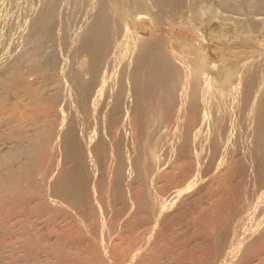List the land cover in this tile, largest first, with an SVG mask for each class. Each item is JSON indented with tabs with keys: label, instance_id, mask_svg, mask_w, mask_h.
<instances>
[{
	"label": "rangeland",
	"instance_id": "rangeland-1",
	"mask_svg": "<svg viewBox=\"0 0 264 264\" xmlns=\"http://www.w3.org/2000/svg\"><path fill=\"white\" fill-rule=\"evenodd\" d=\"M101 1L108 3L110 9L106 10V13L113 15L114 23L105 34L108 37L107 42L100 43L93 48L101 56L98 54L94 56L90 42L94 40L98 43L99 39L95 36L89 37L90 31L87 27L90 26L89 22L93 20V15L97 13L98 4ZM0 7V24L2 25H0V151L4 152L8 149L2 143L13 141V136L16 137L15 133L18 131L23 133L20 134L22 137L19 136V139L17 137L18 141L22 139L20 140L22 144L28 143L25 138L28 134H33L37 127H53L54 135L56 131H62L58 133L59 135H55L58 138L52 135V138L45 140V142L53 140L50 145H54L51 147L49 141L47 143L49 151L43 155L45 162L41 170L45 169L42 170L45 181L38 178L35 181L30 180L31 178L23 181L24 186L28 184L27 189L20 187L19 194L18 190H15L17 192L13 196L9 195L8 202L5 201L0 206L1 213L4 208L6 209L7 204L9 205L5 210L9 211H3L1 213L3 216L0 217L2 219L0 224L3 226L0 225L2 227H0V248L4 251L0 249L3 253L1 257L6 254L8 256V253L10 255V246L16 239L17 244L19 243L18 245L22 247L17 245L18 251L23 249L21 252H16L20 258L17 256L18 261L15 263L9 262L8 258L4 260L0 258V264H21V262L29 264H117L118 259L120 260L118 264L120 262L130 264L128 260L122 262V255L118 254H123L127 245L135 241L140 242L135 243L136 247L140 248V251L136 248L140 254H136L138 264H264V0H0ZM145 39L148 41L161 39L163 49L166 52L172 49L176 54L179 53L176 56L173 51L177 59L179 57H181L180 60L184 59L181 60L182 64L185 61L187 65H184L189 67L190 71L193 70L191 74L197 71L202 74L200 75L202 83L204 79L208 80V83L205 81L204 86L205 82L197 83L198 87L203 86L201 90L204 91L205 88L207 90L204 93L199 91L201 99L199 98L197 104L193 103L194 107L191 99H188L190 98L188 94L191 97L193 94L195 86L193 83L188 84L190 87L186 84V89L191 88L187 92V101H190L191 105L187 103V106L183 107L182 101L178 98L174 99L169 107L167 104L163 105L161 99L164 90L167 86V89L170 88V79L174 78L169 77L174 75L172 67L169 66L171 60L166 56H164L165 59L160 56L164 53L159 49L158 43L151 42L150 44L153 47L157 46L159 55L154 51L156 49H147L139 53V41ZM132 41H137V44L131 45ZM129 49H132L133 53L128 52ZM126 53L129 54L126 55ZM165 60L169 65L164 62ZM180 60L178 59L181 64ZM230 65L236 69L234 72L236 75L228 80L224 76L225 70ZM82 69L87 73L84 72L82 75L80 72ZM189 70L187 69L188 73H190ZM80 75L85 79L79 77ZM92 76L95 77L92 78ZM104 77L108 84L103 79ZM97 79H99L98 83ZM85 81L88 82L85 84ZM162 81L167 82L166 87L162 86L164 85ZM237 85L239 90L236 89ZM52 87L60 91H51L55 89ZM97 88L103 91L101 97ZM94 90L97 92L94 93ZM55 93L57 95L59 93L58 99ZM208 93L210 96L206 97ZM202 99H204L203 102L206 101L204 105H209L205 108L209 109L213 116L210 117L204 130L199 133L200 136L196 138L198 141L193 149L195 155L198 156L197 163L200 171L192 181L193 184L189 185V187L192 186L191 188L188 187L187 191L178 195L177 198L171 197L168 191L170 193V188L178 183L174 179L178 171L174 168H177L174 163L177 162L176 141H179L180 137L177 136L179 129L170 125L168 113L172 112L174 105V109L180 105L182 107H178L179 109L187 108L188 112L196 109L199 112L204 108ZM91 100L95 105H91L94 106L93 108L89 106L92 104ZM98 100L101 101L99 104ZM36 101L39 103L37 104ZM170 106L173 108L169 112ZM44 107H48L49 110ZM162 111H166L167 117L163 116ZM157 112L160 116L156 117ZM224 115H229L228 122H225L229 129L224 127L226 130L222 127L220 129L218 120L215 121ZM77 140L80 141L77 142ZM102 141L104 143H101ZM168 151L175 153L171 154ZM150 152L155 160L159 158V163L158 160L153 164L149 161ZM101 154L106 156L102 157ZM50 155L53 156L50 157ZM102 164L105 171L102 166H98ZM48 165L49 175L47 171L49 168L46 169ZM85 165L86 168H84ZM89 170L91 175L99 173L87 176ZM150 171H152V176ZM50 172H53V175ZM99 174L101 177L98 176ZM94 175L96 176L93 177ZM46 176H51L52 182L47 181ZM98 178L103 180L99 179V183ZM36 180L41 182L38 183ZM32 182H35L34 186ZM45 182L48 190L45 189L47 188ZM102 183L103 187L107 186L104 190ZM39 184L40 188L37 186ZM167 184L173 185L168 186ZM168 187H170L169 190ZM93 188L95 190L92 193ZM23 189L26 193L22 191ZM41 189L47 194L52 193L48 196L54 201L58 200L57 203L68 198V201H63L64 204L61 203L64 206L63 210L67 206L68 208L64 211L66 213L54 212L48 215L49 218L44 217L43 222L46 223L37 227L41 230L39 231L36 228L37 222L34 220L36 218L37 221V217L33 216V208L29 205L31 201L29 192L36 194V191L41 192ZM22 192L25 194L21 195ZM70 192L72 195L69 194ZM92 194L94 197L91 196ZM20 198L23 199L20 200ZM28 198L29 201H27ZM20 201L23 202L20 203ZM25 202H28L25 204L27 207L24 205ZM125 203L128 207L132 205L133 207L128 208ZM16 204L17 208H15ZM37 204L39 201L34 204L35 207ZM18 205L21 206L20 209ZM12 207L13 210H11ZM24 207H26L25 210ZM20 210L23 211L18 212V215L17 211ZM69 215L72 219L67 217ZM25 217L29 220L26 221ZM27 223L34 225V228L30 225L28 227ZM13 226L18 229H13ZM26 226L30 229L25 228ZM67 227L70 229H66ZM24 229H28L27 233ZM34 232L37 236L33 234ZM73 233L78 235L74 236ZM84 233L87 235L85 236ZM23 235L25 236L22 239H25L27 243L19 239ZM4 243L9 247L3 245ZM2 246H5L4 249Z\"/></svg>",
	"mask_w": 264,
	"mask_h": 264
},
{
	"label": "bare ground",
	"instance_id": "bare-ground-1",
	"mask_svg": "<svg viewBox=\"0 0 264 264\" xmlns=\"http://www.w3.org/2000/svg\"><path fill=\"white\" fill-rule=\"evenodd\" d=\"M6 2H8V1H6ZM11 2V1H10ZM12 3V2H11ZM3 4V3H2ZM5 4V3H4ZM18 5V4H17ZM99 9H98V11H97V13L95 14V16L93 15V20H91L89 23H90V26L89 27H87V28H89V31H90V36L89 37H91V36H95L96 38H98L99 39V41H98V43H95L94 42V40H91V42H90V44L92 45V50H93V48H95V47H97L98 46V44H100V43H106L107 42V40H108V37H107V35H105L106 33H107V31L109 30V29H111V24H113L114 23V20H113V15L111 16V15H109V14H107L106 13V10H108V9H110L109 8V5H108V3H106V2H100L99 4ZM21 6V5H20ZM5 7V6H4ZM18 7V6H17ZM16 7V8H17ZM96 7H97V5H96ZM1 8V7H0ZM11 8H12V6H11ZM10 9V8H9ZM15 9V8H14ZM95 11H96V9H95ZM109 11V10H108ZM90 15V14H89ZM6 16V15H5ZM7 16H8V14H7ZM6 16V17H7ZM91 16V15H90ZM1 19V18H0ZM1 21V20H0ZM2 22H3V20H2ZM34 23V22H33ZM89 23H87V25L89 24ZM4 24V23H3ZM1 25V24H0ZM2 26V25H1ZM112 27H113V25H112ZM1 28V27H0ZM188 30V29H187ZM86 31H87V29H86ZM125 31H126V29H125ZM82 32V31H81ZM188 32V31H187ZM85 33V32H84ZM180 33V32H179ZM182 33V32H181ZM184 34H185V32H183ZM190 33V32H189ZM83 34V33H82ZM86 34V33H85ZM196 35H197V33H196ZM86 36V35H85ZM187 37V36H186ZM81 38V37H80ZM137 38V37H136ZM188 38V37H187ZM73 39V38H72ZM82 39H83V36H82ZM82 39H80V40H82ZM140 40V39H139ZM191 40V39H190ZM79 41V40H78ZM77 41V42H78ZM84 41V40H83ZM155 41V40H154ZM154 41H148V40H141V41H139V53L141 52H143L144 50H147V49H156V50H154V51H156V53L158 52V50L159 49H161V52L162 53H164V55H160V56H163V58H164V56H166V58H170V60H171V63H170V65L166 62V60L164 61V62H166L169 66H171L172 67V69H173V72H174V75L173 76H169L170 78L171 77H174V78H172L174 81H172L171 82V80L172 79H170V83H169V85H171L170 86V88H168L167 89V87L165 86V84L167 83V82H165L164 83V81H162L163 82V84L164 85H162V86H165L166 88H165V90H164V95H163V97H162V103H163V105L164 104H167L168 105V107H169V105H172L173 103H172V101H174V99H176V98H178V100H181L182 101V106L183 107H186L187 105V103L188 104H190V101H187V96L189 95V97L190 98H188V99H191V103L193 104V103H196L197 104V101L198 100H200L201 98H200V93H199V91H203V90H201L202 88H201V86L200 87H198V85L199 84H197L198 82H201L202 81V78H200V75H202L201 73L199 74V73H197V71L196 72H194L193 74H191V72L193 71H190L189 70V67L187 68V66H185V65H187V64H185L186 62L184 61V64H182V61L181 60H184V59H181L180 60V58L181 57H179L178 59L180 60V62H181V64L179 63V61H178V59L176 58V56L179 54V53H177L176 54V52H175V50H170V52H166L165 51V49H163L164 47H162L161 46V43H162V41H161V39H159V40H156L155 42ZM130 42V41H129ZM151 42H153V43H158L160 46V48L158 49L157 48V46H155V47H153L150 43ZM185 42V41H184ZM88 43V42H87ZM86 43V44H87ZM132 44L131 45H133L134 43H136L137 44V41L136 42H131ZM82 44V43H81ZM130 44V43H129ZM83 45V44H82ZM81 45V47H83ZM88 45V44H87ZM125 45V44H124ZM155 45V44H154ZM85 46V45H84ZM77 47H80V46H77ZM86 47V46H85ZM89 47V46H88ZM127 47V46H126ZM125 47V48H126ZM129 48H130V46H128ZM135 47V46H134ZM153 47V48H152ZM162 47V48H161ZM135 48H137V47H135ZM135 48H132V49H134V50H136ZM73 49V48H72ZM82 49V48H81ZM84 49V48H83ZM85 49H87V48H85ZM131 49V50H132ZM130 49L129 50H127L128 52H131V53H133L132 51H131ZM87 51H88V49H87ZM175 52V54H176V56H175V54H174V52ZM126 52V51H125ZM138 52V51H137ZM150 52V51H149ZM95 53V55L94 56H96L97 54L98 55H100L101 56V54H99L98 53V51H94L93 50V54ZM130 53V54H131ZM160 53V52H159ZM93 54H92V56H93ZM119 54V53H118ZM117 54V55H118ZM125 54V53H124ZM127 54H129V53H126V55ZM158 54V53H157ZM132 55V54H131ZM159 55V54H158ZM52 56V55H51ZM55 56V55H54ZM57 56V55H56ZM91 56V57H92ZM99 56V57H100ZM133 56V55H132ZM148 56V55H147ZM180 56H181V54H180ZM128 57V56H127ZM126 57V58H127ZM131 57V56H130ZM97 57H95V59H96ZM122 58H124L123 56H122ZM175 58H176V60L178 61H176L175 60ZM92 59V58H91ZM94 59V63H95V60ZM160 59H161V57H160ZM165 59V58H164ZM93 60V59H92ZM120 60V59H119ZM123 60V59H122ZM126 60V59H125ZM162 60V59H161ZM168 60V59H167ZM127 61V60H126ZM131 61V60H130ZM139 61V60H138ZM50 62V61H49ZM54 62V59H53V61H52V63ZM57 62V61H56ZM61 61H59V63H60ZM63 62V61H62ZM70 62V61H69ZM164 62H163V64H164ZM169 62V61H168ZM58 63V64H59ZM76 63V62H75ZM129 63H131V62H129ZM128 63V64H129ZM137 63V62H136ZM136 63L134 64V67H135V65H136ZM49 64V63H48ZM63 64V63H62ZM93 64V63H92ZM127 64V63H126ZM133 64V63H132ZM139 64V63H138ZM60 65V64H59ZM70 65V64H69ZM74 65V64H73ZM95 65H96V63H95ZM167 65V66H168ZM64 66V65H63ZM93 66H94V64H93ZM92 66V67H93ZM130 67V65H127V67ZM83 67V66H82ZM97 67V66H96ZM132 67H133V65H132ZM61 68H62V66H61ZM60 68V69H61ZM70 68V67H69ZM72 68V67H71ZM88 68V67H87ZM47 69V68H46ZM59 69V68H58ZM58 69H56V70H58ZM59 69V70H60ZM66 69V68H65ZM91 69V68H90ZM126 69H128V68H126ZM138 69H139V66H138ZM168 69V68H167ZM187 69L189 70V72L190 73H188L187 72ZM191 69V68H190ZM58 70V71H59ZM70 70V69H69ZM80 70V69H79ZM82 70H83V72H82ZM80 72L82 73V75H83V73L84 72H86V71H84V69H82ZM87 70V69H86ZM162 70V69H161ZM235 70L236 69H234V67L233 66H228V68L225 70V76H224V78L226 77V79H228L229 80V78L231 79V77L233 76V75H236V74H234V72H235ZM71 71V70H70ZM88 71V70H87ZM90 71V70H89ZM132 71V70H131ZM134 71H135V69H134ZM160 71V70H159ZM195 71V70H194ZM57 72V71H56ZM67 72V71H66ZM128 72V71H127ZM171 72H172V70H171ZM58 73V72H57ZM62 73V72H61ZM74 73V72H73ZM87 73V72H86ZM237 73V72H236ZM72 74V73H71ZM129 74V73H128ZM168 74H170V73H168ZM94 75V74H93ZM125 75H127V74H125ZM133 75V74H132ZM165 75V74H164ZM164 75H163V77H164ZM249 75V74H248ZM76 77L78 76V75H75ZM103 76V75H102ZM102 76H101V79H102ZM244 76V75H243ZM53 77V76H52ZM74 77V76H73ZM79 77H82L81 75L79 76ZM91 77V76H90ZM95 76H92V78H94ZM98 77V76H97ZM106 77V76H105ZM105 77L103 78V79H105ZM165 77H167V76H165ZM203 77V76H202ZM210 77V76H209ZM60 78V77H59ZM62 78V77H61ZM83 78V77H82ZM81 78V79H82ZM125 78V77H124ZM203 78H205V77H203ZM65 79V78H64ZM83 79H85V78H83ZM100 79V80H101ZM106 79H107V77H106ZM106 79H105V81H106ZM162 79V78H161ZM233 79V78H232ZM62 80V79H61ZM78 80V79H77ZM76 80V81H77ZM91 80V79H90ZM98 80L99 79H97V83H98ZM135 80V79H134ZM84 81V80H83ZM105 81H103V83H105ZM207 82L208 80L206 79H204V82ZM216 81V80H215ZM66 82V81H65ZM80 82H82L81 80H80ZM88 82V81H87ZM86 81H85V84L87 83ZM102 82V81H101ZM101 82H99V83H101ZM107 82V81H106ZM203 82V83H204ZM206 82H205V84H203L202 82V84H203V86L204 85H206ZM249 82H250V80H249ZM55 83V82H54ZM93 83H94V80H93ZM93 83H91V84H93ZM130 83V82H129ZM189 83H193V84H195V86H194V90H193V94H191L192 95V97L190 96V94H188L187 92H189V90L191 89H186V84L188 85ZM208 83V82H207ZM218 83V82H217ZM226 83V82H225ZM239 83V82H238ZM51 84V83H50ZM63 84V83H62ZM107 84H108V82H107ZM249 84V83H248ZM248 84L246 85V86H248ZM58 85V84H57ZM60 85V84H59ZM58 85V86H59ZM79 85V84H78ZM101 85L102 86H104L102 83H101ZM160 85V86H161ZM174 85V86H173ZM218 85V84H217ZM61 86V85H60ZM99 86V84L97 85V87ZM102 86H100L101 88H102ZM189 87H190V85H188ZM191 86H192V84H191ZM202 86V87H203ZM214 86V85H213ZM28 87V86H27ZM62 87V86H61ZM75 87V86H74ZM80 87H81V85H80ZM87 88H88V86H86ZM85 87V88H86ZM100 87H99V89H100ZM136 87V86H135ZM188 87V88H189ZM206 87V86H205ZM237 87H238V85H237ZM52 88H55L54 90H51V91H55L56 92V90H58V89H56V87H52ZM84 88V87H83ZM96 88V87H95ZM104 88H106L105 86H104ZM103 88V89H104ZM161 88H163V87H161ZM185 88V89H184ZM218 88V87H217ZM245 88V87H244ZM61 89V88H60ZM98 89V88H97ZM97 90L98 92L100 91V90ZM107 89V88H106ZM180 89V91H178ZM211 89V88H210ZM214 89V88H213ZM215 89H216V87H215ZM236 89H238L239 90V87L238 88H236ZM241 89V88H240ZM30 90V89H29ZM61 90H63V89H61ZM82 90H84V89H82ZM92 90V89H91ZM125 90H126V88H125ZM188 90V91H187ZM205 90H207L206 88L204 89V91H203V93L205 92ZM217 90V89H216ZM238 90H237V92H238ZM246 90V89H245ZM16 91V90H15ZM14 91V92H15ZM60 90H58V92H59ZM87 91H88V89H87ZM89 91H90V88H89ZM95 92L94 93H96L97 91L96 90H94ZM105 91V90H104ZM134 91V90H133ZM209 91V90H208ZM215 91V90H214ZM218 91V90H217ZM222 91V90H221ZM247 91V90H246ZM248 91H250V90H248ZM24 92H26V91H24ZM62 92V91H61ZM60 92V93H61ZM103 92V91H102ZM101 91H100V97L102 96L101 95V93H102ZM28 93V92H27ZM51 93V92H50ZM68 93V92H67ZM85 93V92H84ZM93 93V92H92ZM105 93V92H104ZM103 93V94H104ZM107 93V92H106ZM247 93V92H246ZM52 94H54V93H52ZM52 94H50V95H52ZM56 94V93H55ZM82 94H83V92H82ZM98 94V93H97ZM188 94V95H187ZM202 94V93H201ZM245 94V93H244ZM41 95V94H40ZM57 95V94H56ZM62 95V94H61ZM91 95V94H90ZM94 95V94H93ZM96 95V94H95ZM94 95V96H95ZM108 95V94H107ZM212 95V94H211ZM214 95V94H213ZM240 95V94H239ZM250 95V94H249ZM252 95V94H251ZM32 96V95H31ZM52 96H54V95H52ZM64 96V95H63ZM89 96V95H88ZM94 96L92 97V96H90V98L92 97V99L94 98ZM98 96V95H97ZM106 96V95H105ZM128 96V95H127ZM136 96H139V95H136ZM208 96H210L209 95V93H208V95L206 96V97H208ZM237 96V95H236ZM243 96V95H242ZM254 96H255V92H254ZM253 96V97H254ZM17 97V96H16ZM28 97V96H27ZM34 97V96H33ZM38 96H36V98H37ZM48 97V96H47ZM57 99H58V97H60L59 96V93H58V95L57 96H55ZM62 97V96H61ZM100 97H97V98H99V99H102V98H100ZM159 97V96H158ZM201 97H203V96H201ZM206 97H204V99L206 98ZM29 98H30V95H29ZM42 98V97H41ZM45 98V97H44ZM43 98V99H44ZM52 98V97H51ZM85 98V97H84ZM89 98V99H90ZM96 98V97H95ZM200 98V99H199ZM212 98V97H211ZM238 98H239V96H238ZM252 98V97H251ZM61 99V98H60ZM204 99H202L201 100V102H202V106H204V108H202L199 112H198V110H196V109H192V111H189L188 112V110L186 111V109L187 108H182V109H179L178 107H182V106H180L177 102H175V103H177L179 106L177 107V109H174L175 108V105L172 107V106H170L171 108H169L168 109V111L170 110V109H172L173 108V110H172V112H170V113H168V116L170 115V125L172 124V127H174V128H178L179 129V131H178V135L177 136H179L180 138H179V141H176V140H178V139H176L175 141L177 142V144H176V156L175 157H177L176 159V163H174V164H176V166H177V168L176 167H174L175 169H178V171H177V177H175L174 179L176 180V181H178V183H176V184H174V186H172V185H170V186H172V188H170V187H168L167 189L169 190V188H170V190H171V192L169 193V191H168V195L169 196H171V197H178V195H180L181 193H183V192H186L187 191V189H188V187H189V185H191V183H192V181H194V179L198 176V173H199V171H200V168H199V166H198V163H197V158H198V156H196L195 155V152H193V149L195 148V145L197 144L196 143V141H198V140H196V138L198 137V136H200L199 135V133H201V131H203L204 130V128H205V125H208L207 123H208V121L210 120V117L211 116H213V115H211V111L209 110V109H206L205 108V106L206 107H208L207 106V104H205L204 105V103L206 102H203V100ZM223 99V98H222ZM242 99V98H241ZM32 100V99H31ZM30 100V101H31ZM38 100H40V99H38ZM53 100V99H52ZM55 100V99H54ZM132 100V99H131ZM210 100V99H209ZM243 100V99H242ZM250 100V99H249ZM29 101V100H28ZM63 101V100H62ZM89 101V100H88ZM94 101V100H93ZM238 101V100H237ZM252 101H253V98H252ZM37 102V101H36ZM91 102H92V100H91ZM95 102H97V101H95ZM99 102H101V101H99L98 100V104H99ZM200 102V101H199ZM210 102V101H209ZM251 102V101H250ZM30 103V102H29ZM33 103V102H32ZM39 102H37V104H38ZM54 103V102H53ZM94 102H92V104H90L89 106H91V105H94L93 104ZM107 103V102H106ZM124 103V102H123ZM169 103V104H168ZM172 103V104H171ZM253 103H254V101H253ZM31 104V103H30ZM29 104V105H30ZM56 104V103H55ZM210 104V103H209ZM228 104V103H227ZM32 105V104H31ZM88 105V104H87ZM117 105V104H116ZM167 105H165V107L167 106ZM191 105V104H190ZM50 106V105H49ZM56 106H57V104H56ZM95 106V105H94ZM93 106V107H94ZM107 106V105H106ZM193 107H194V104L192 105ZM197 106V105H196ZM196 106H195V108H196ZM40 107V106H39ZM85 107H87L86 105H85ZM92 107V106H91ZM92 107V108H93ZM229 107V106H228ZM34 108V107H33ZM44 108H46V107H44ZM48 108V107H47ZM46 108V109H47ZM89 108V107H88ZM97 108V107H96ZM107 108V107H106ZM119 108V107H118ZM188 108H191V107H188ZM220 108V107H219ZM32 109V108H31ZM30 109V110H31ZM54 109H55V106H54ZM67 109V108H66ZM90 109V108H89ZM88 109V110H89ZM95 109V108H94ZM108 109V108H107ZM166 109V108H165ZM197 109H198V107H197ZM36 110V109H35ZM42 110V109H41ZM48 110H49V108H48ZM52 110V109H51ZM57 110V109H56ZM224 110V109H223ZM32 111V110H31ZM167 111V112H168ZM62 112V111H61ZM91 112L93 113V111L91 110ZM229 112V111H228ZM232 112V111H231ZM259 112V111H258ZM38 113V112H37ZM40 113V112H39ZM54 113H55V111H54ZM56 113H59V112H56ZM137 113V112H136ZM49 114V113H48ZM83 114V113H82ZM157 115H156V117L157 116H160V114H159V112H157L156 113ZM162 114H163V116H166L167 117V113H166V111L164 112V111H162ZM30 115V114H29ZM52 115V114H51ZM62 115V114H61ZM223 115V114H222ZM25 116V115H24ZM87 116V115H86ZM228 116L229 115H224V116H222L220 119H215V121H217L218 120V127L220 128V127H222L224 130H226L225 128H228L229 129V127H226V125H227V123H225V122H228L227 121V118H228ZM23 117V116H22ZM52 117V116H51ZM51 117H49V118H51ZM57 117V116H56ZM217 117V118H218ZM55 118V117H54ZM58 118V117H57ZM60 118V117H59ZM230 118V117H229ZM93 119V118H92ZM31 120V119H30ZM54 120V119H53ZM97 120V119H96ZM103 120V119H102ZM229 120V119H228ZM48 121V120H47ZM57 121V120H56ZM59 121V120H58ZM64 121V120H63ZM63 121H62V123H63ZM36 122V121H35ZM46 122V121H45ZM139 122V121H138ZM257 122V121H256ZM61 123V124H62ZM95 123V122H94ZM100 123V122H99ZM137 123V122H136ZM216 123V122H215ZM49 124V123H48ZM53 124V123H52ZM61 124H60V126H61ZM167 124V123H166ZM168 124H169V122H168ZM217 124V123H216ZM18 125V124H17ZM24 125V124H23ZM45 125V124H44ZM55 125V124H54ZM64 125V124H63ZM230 125V124H229ZM16 126V125H15ZM52 126V125H51ZM58 126V125H57ZM59 126V127H60ZM55 127V126H54ZM63 127V126H62ZM98 127V126H97ZM171 127V128H172ZM225 127V128H224ZM233 127V126H232ZM26 128V127H25ZM94 128V127H93ZM173 128V129H174ZM22 129V128H21ZM58 129V128H57ZM76 129V128H75ZM74 129V130H75ZM172 129V130H173ZM207 129H208V127H207ZM221 129V128H220ZM227 129V130H228ZM14 130V129H13ZM17 129H15V131H16ZM19 130V129H18ZM53 130L55 131V129L53 128V127H49V128H46V127H44V126H42V127H37V128H35V131L33 132V134H31V135H27L26 133V135H27V137L25 138V139H27L28 141V143L27 144H22V139H20L19 141H18V139H19V136H21L23 133L22 132H20V131H18V133H15L16 134V137L15 136H13L12 138L14 139L13 141L11 140V142L10 141H7V142H3L2 144H3V146L6 148H8V149H6V151H0L1 153H0V206H1V204H3L5 201L6 202H8L7 201V199H8V197H9V195H12L13 196V194L15 193V192H17V191H15V190H18V189H20V187H24V188H26L27 189V186H28V184H27V186H24L23 185V181H25V180H27L28 181V179H30V180H32L33 179V181H35V179L36 178H38V179H40V180H43V182L45 181L44 179H43V174H42V170L44 169V168H42V170H41V166L43 165V163L45 162L43 159H44V154H45V152L46 151H49V149H48V145H47V143L50 141V140H47L48 142H45V140H46V138H52L51 136L52 135H54V133H53ZM59 130V129H58ZM61 130V129H60ZM59 130V131H60ZM223 130V131H224ZM208 131V130H207ZM62 132V131H61ZM61 132H58V131H56V134H58V133H61ZM76 131H74V133H75ZM91 132V131H90ZM134 132V131H133ZM136 132V131H135ZM174 132V131H173ZM205 132V131H204ZM225 132V131H224ZM227 132V131H226ZM225 132V133H226ZM68 133V132H67ZM78 133V132H77ZM102 133V132H101ZM175 133V132H174ZM174 133L172 134V135H174ZM224 133V134H225ZM228 133H229V131H228ZM21 134V135H20ZM24 134V135H25ZM55 134V135H56ZM98 134V133H97ZM171 134V133H170ZM230 134V133H229ZM14 135V134H13ZM23 135V136H24ZM54 135V136H55ZM59 135V134H58ZM66 134H64V136H65ZM70 135V134H69ZM68 135V136H69ZM74 135V134H73ZM108 135V134H107ZM228 135V134H227ZM227 135H225V136H227ZM233 135V134H232ZM63 136V135H62ZM81 136V135H80ZM17 137H18V139H17ZM22 137V136H21ZM25 137V136H24ZM57 136H55L54 138H56ZM139 137V136H138ZM230 137V136H229ZM15 138H16V140H15ZM58 138V137H57ZM98 138V137H97ZM96 138V139H97ZM11 139V138H10ZM25 139H24V141H25ZM65 139V138H64ZM68 139V138H67ZM70 139V138H69ZM71 139H72V134H71ZM80 139V138H79ZM218 139V138H217ZM229 139V138H228ZM6 140V139H5ZM9 140V139H8ZM81 140V139H80ZM79 140V141H80ZM102 140V139H101ZM2 141V140H1ZM53 141V140H52ZM52 141H50V143H49V145L51 144V142ZM56 141V140H55ZM54 141V142H55ZM70 141V140H69ZM78 140H77V142H79ZM84 141V140H83ZM92 141V140H91ZM168 141H169V139H168ZM216 141V140H215ZM68 142V141H67ZM98 143V142H97ZM101 143H104L103 141L101 142ZM165 143V142H164ZM225 143V142H224ZM54 144V143H53ZM56 144V143H55ZM87 144V143H86ZM170 144V143H169ZM173 144V143H172ZM218 144V143H217ZM221 144H223V143H221ZM220 144V145H221ZM162 145H164V144H162ZM171 145V144H170ZM216 144H214V146H215ZM2 146V147H3ZM51 146V145H50ZM49 146V147H50ZM53 147H54V145H52ZM51 146V147H52ZM70 146V145H69ZM84 146V145H83ZM109 146V145H108ZM219 146V145H218ZM222 146H224V145H222ZM0 147H1V145H0ZM102 147V146H101ZM104 147V146H103ZM229 147V146H228ZM111 148V147H110ZM127 148V147H126ZM165 148V147H164ZM168 148H169V145H168ZM217 148V147H216ZM220 148H221V146H220ZM219 148V149H220ZM3 149V148H2ZM48 149V150H47ZM52 149H54V148H52ZM85 149V148H84ZM134 149V148H133ZM5 150V149H4ZM60 150V149H59ZM88 150V149H87ZM103 150V149H102ZM218 150V149H217ZM53 151V150H52ZM51 151V152H52ZM124 151V150H123ZM173 151V150H172ZM220 151V150H219ZM87 152V151H86ZM92 152V151H91ZM96 152H99V151H96ZM134 152V151H133ZM169 153L171 152V151H168ZM54 153V152H53ZM85 153V152H84ZM100 153V152H99ZM175 153V152H174ZM173 152H171V154H174ZM221 153V152H220ZM51 154V153H50ZM55 154V153H54ZM97 154V153H96ZM95 154V155H96ZM92 155V154H91ZM98 155V154H97ZM96 155V156H97ZM103 155V156H102ZM104 155L105 154H101V156L102 157H104ZM219 155V154H218ZM51 156H53V155H50V157ZM88 156V155H87ZM100 156V157H101ZM106 156V155H105ZM199 156H200V154H199ZM221 156V155H220ZM94 157V156H93ZM97 157H99V156H97ZM113 157V156H112ZM111 157V158H112ZM123 157V156H122ZM122 157H120V158H122ZM169 157H171V156H169ZM219 157V156H218ZM48 158V157H47ZM47 158L45 159V160H47ZM90 158V157H89ZM49 159V158H48ZM52 160H53V158H51ZM109 159V158H108ZM126 159V158H125ZM148 159H149V161H151L152 162V164H153V162H155L156 160H158V159H154V155L150 152L149 153V155H148ZM56 160V159H55ZM54 160V161H55ZM90 160V159H89ZM98 160V159H97ZM101 159H99V161H100ZM104 160H105V158H104ZM102 161V162H104V164L106 163L105 161ZM122 160H124V159H122ZM172 160V159H171ZM175 160V159H174ZM174 160H172V161H174ZM48 161H50V160H48ZM110 161V160H109ZM159 161L160 160H158V163H159ZM87 162V161H86ZM144 162V161H143ZM142 162V163H143ZM157 162V161H156ZM166 162V161H165ZM169 162H170V160H169ZM222 162V161H221ZM48 163H50L51 164V162H48ZM53 163V162H52ZM85 163V162H84ZM88 163V162H87ZM89 163H91V162H89ZM93 163V162H92ZM99 163V162H98ZM101 163V162H100ZM99 163V164H100ZM132 163V162H131ZM47 164V163H46ZM122 164V163H121ZM163 164V163H162ZM170 164V163H169ZM52 165V164H51ZM55 165V164H54ZM53 165V166H54ZM88 165V164H87ZM131 165V164H130ZM156 165V164H155ZM57 166V165H56ZM89 166H91V165H89ZM99 167L100 166H102V168H104L103 167V164L102 165H98ZM43 167V166H42ZM44 167H46V166H44ZM84 167V166H83ZM144 167V166H143ZM151 167H152V165H151ZM155 167H157V166H155ZM173 167V165H171V168ZM49 168V169H48ZM84 168H86V165H85V167ZM87 168H88V166H87ZM145 168V167H144ZM46 169H48L47 171H48V175H49V171H50V167H49V165H48V167L46 168ZM90 169V168H89ZM140 169V168H139ZM151 169V168H150ZM153 169V168H152ZM156 169H159V168H156ZM173 169V168H172ZM171 169V170H172ZM45 170V169H44ZM52 170V169H51ZM97 170V169H96ZM103 170V169H102ZM101 170V171H102ZM129 170V169H128ZM155 170V169H154ZM47 171H44V172H47ZM53 171V170H52ZM100 171V170H99ZM104 171H105V168H104ZM156 172H158V170H155ZM161 171V170H160ZM173 171H174V169H173ZM226 171V170H225ZM55 172V171H54ZM96 172V171H95ZM120 172V171H119ZM119 172H117V173H119ZM151 172L152 171H150V175H151ZM154 172V171H153ZM176 172V171H175ZM53 172H50V174H52ZM58 173V172H57ZM91 172H90V170L88 171V173H87V176L90 174ZM99 173V172H98ZM98 173H93V174H98ZM100 173H102V172H100ZM104 173V172H103ZM122 173V172H121ZM228 173V172H227ZM42 174V175H41ZM46 174V173H45ZM92 174V175H93ZM123 174V173H122ZM129 174H130V172H129ZM148 174V173H147ZM152 174H154V173H152ZM157 174V173H156ZM162 174V173H161ZM53 175V174H52ZM91 174H90V176H92ZM108 175V174H107ZM228 175V174H227ZM68 176V175H67ZM87 176H85V177H87ZM96 175H94L93 177H95ZM99 177H101V174H99L98 175ZM152 176V175H151ZM47 178H46V180L47 181H49L50 180V182H52L51 181V176L49 177V176H46ZM53 177V176H52ZM54 177H55V175H54ZM150 177V176H149ZM65 178H67L66 176H65ZM69 178H70V176H69ZM117 178V177H116ZM131 178V177H130ZM151 178V177H150ZM153 178V177H152ZM156 178H157V176H156ZM172 179H173V176L171 177ZM87 179V178H86ZM99 179H101V178H98L97 180H99ZM108 179V178H107ZM106 179V181H108ZM159 179V178H158ZM29 180V181H30ZM57 180V179H56ZM89 180V179H88ZM91 180H93V179H91ZM101 180H103V179H101ZM105 180V179H104ZM110 180H112V179H110ZM152 180V179H151ZM26 181V182H27ZM38 180H36V182H37ZM46 181V182H47ZM67 181H69V180H67ZM90 181V180H89ZM133 181V180H132ZM149 181V180H148ZM39 182H41V181H38V183ZM42 182V183H43ZM46 182H45V185H46V187L47 188H45V189H47L48 190V186H47V184H46ZM91 182H93V181H91ZM102 182V181H101ZM105 182V181H104ZM116 182V181H115ZM120 182V181H119ZM129 182H131V181H129ZM219 182V181H218ZM30 183V182H29ZM33 183V182H32ZM37 183V184H38ZM90 183V182H89ZM94 183V182H93ZM92 183V184H93ZM99 183H100V180H99ZM112 183V182H111ZM117 183V182H116ZM149 183V182H148ZM200 183V182H199ZM34 184H35V182L33 183V185L32 186H34ZM49 184V183H48ZM53 184V183H52ZM55 184V183H54ZM53 184V185H54ZM67 184V183H66ZM87 184V183H86ZM105 184V183H104ZM114 184V183H113ZM193 184V183H192ZM22 185V186H21ZM30 185V184H29ZM45 185H43V187H45ZM56 185V184H55ZM71 185V184H70ZM91 185V184H90ZM94 185H95V183H94ZM93 185V186H94ZM96 185H98L97 183H96ZM109 185V184H108ZM155 185V184H154ZM168 185V184H167ZM168 185V186H169ZM39 188H40V184L39 185H37ZM60 186V185H59ZM62 186V185H61ZM66 186V185H65ZM79 186V185H78ZM92 186V185H91ZM90 186V187H91ZM92 186V187H93ZM99 186V185H98ZM30 187V186H29ZM28 187V188H29ZM35 187H36V185H35ZM50 187V186H49ZM105 187H107V186H105ZM105 187H103V183H102V188H103V190H104V188ZM115 187V186H114ZM137 187V186H136ZM153 187V186H152ZM167 187V186H166ZM192 186H190L189 188H191ZM39 188H37V189H39ZM62 188V187H61ZM109 188V187H108ZM116 188V187H115ZM221 188V187H220ZM35 189V188H34ZM36 189V190H37ZM57 189H59V188H57ZM95 189H96V186H95ZM94 188H93V191H91L92 190V188H91V192L93 193L94 192V190H95ZM144 189V188H143ZM25 189H23L22 191H24ZM29 190H31V191H35V190H33V189H29ZM29 190H27V191H29ZM42 190V189H41ZM52 190V189H51ZM55 190H56V188H55ZM64 190V189H63ZM62 190V191H63ZM66 190V189H65ZM75 190H77V189H75ZM102 190V191H103ZM108 190V189H107ZM115 190V189H114ZM132 190V189H131ZM139 190V189H138ZM141 190V189H140ZM19 191L20 190H18V194H19ZM26 191V190H25ZM24 191V192H25ZM40 191V190H39ZM46 191V190H45ZM87 191H89V190H87ZM101 191V192H102ZM135 191V190H134ZM142 191V190H141ZM141 191H137V192H141ZM21 192V191H20ZM24 192H22L21 193V195H23V194H25ZM56 192V191H55ZM60 192H61V189H60ZM77 192V191H76ZM100 192V191H99ZM29 193H31L29 196H31V201H30V208H33V216L35 215L36 217H37V221H36V218L34 219V217L32 218V219H34L35 220V222H37L36 223V228L38 227L39 228V226H42V224H45L44 222H43V220H44V217H48L49 218V214H51V213H54V212H57V213H61L62 211L64 212V211H66V209L68 208V206H67V208L66 209H64L63 210V204H64V202H66V201H68V198L66 199L65 197V201L63 202V204H61V203H57V201H54V199L53 198H51L50 196H51V194H50V192L48 193V194H50V196H48V194L46 193V192H43V190L41 191V192H38L37 193V191H36V194H32L33 192H29ZM29 193H27V194H29ZM57 193V192H56ZM72 192H70L69 194H71ZM75 193V192H74ZM103 193V192H102ZM26 194V195H27ZM76 194H78L79 195V193H76ZM87 194V193H86ZM90 194V193H89ZM32 195H34V197L32 196ZM57 195V194H56ZM60 195V194H59ZM72 195V194H71ZM78 195H76V197L78 196ZM95 196H96V194H94ZM138 194L136 193V196H137ZM147 195H149V194H147ZM18 196H20V195H18ZM28 196V197H29ZM58 196V195H57ZM73 196H74V194H73ZM91 196H93V194L91 195ZM101 196H102V194H101ZM104 196V195H103ZM136 196L134 195V199L136 198ZM141 196V195H140ZM144 196V195H143ZM163 196V195H162ZM23 198L25 197V196H22ZM59 197V196H58ZM68 197V196H67ZM81 197V196H80ZM94 197V196H93ZM142 197V196H141ZM149 197V196H148ZM195 197V196H194ZM17 198V197H16ZM23 198H20V200H22ZM69 198H71V197H69ZM88 198H90V197H88ZM10 199H11V197H10ZM61 199V198H60ZM72 199H73V197H72ZM144 199V198H143ZM14 200H15V198H14ZM25 200V199H24ZM30 199L28 198V200L27 201H29ZM12 201V200H11ZM26 201V200H25ZM37 201H39V204H37V207H35V205L34 204H36V202ZM147 201V200H146ZM14 202H16V201H14ZM19 202V201H18ZM17 202V203H18ZM21 202H23V201H20V203ZM90 202H91V200H90ZM93 202H94V198H93V201L91 202L92 204H93ZM155 202V201H154ZM26 203H28V202H25L24 203V205L26 204ZM88 203H89V201H88ZM91 203H89V204H91ZM103 203V202H102ZM127 203V202H126ZM125 203V205L127 206V204ZM136 203H137V201H136ZM138 203H139V201H138ZM6 204V203H5ZM13 204V203H12ZM34 205V207H32L33 205ZM71 204V203H70ZM73 204V203H72ZM91 204V205H92ZM155 204V203H154ZM153 204V205H154ZM21 205H23V204H21ZM28 205V204H27ZM28 205V206H29ZM66 205H68V203L66 204ZM74 205V204H73ZM129 205V204H128ZM142 205V204H141ZM144 205V204H143ZM142 205V206H143ZM2 206H5V205H2ZM8 204H7V206H6V209L8 208ZM19 206V205H18ZM26 206V205H25ZM75 206V205H74ZM122 206V205H121ZM137 206V205H136ZM139 206V205H138ZM160 206V205H159ZM14 207H15V205H14ZM20 207L21 206H19V209H20ZM27 207V206H26ZM26 207H24V210L26 209ZM125 207V206H124ZM128 207V206H127ZM130 208L131 207H133V205L132 206H129ZM128 207V208H129ZM149 207V206H148ZM154 207V206H153ZM3 208V207H2ZM15 208H17V204H16V207ZM74 208H76V207H74ZM77 208H79V207H77ZM80 208H82V207H80ZM140 208V207H139ZM162 208H163V206H162ZM5 208H4V210L3 209H1V210H3L4 212H8L9 210H7V211H5L6 210ZM23 209V208H22ZM29 209V208H28ZM137 209V208H136ZM11 210H13V207L11 208ZM29 210H31V209H29ZM125 210V209H124ZM128 210V209H127ZM131 210H133V209H131ZM156 210V209H155ZM3 211H1V213L3 212ZM15 211V210H14ZM23 211V210H22ZM21 210L20 211H17V214H18V212L20 213V212H22ZM32 211V210H31ZM153 211H154V209H153ZM68 212H69V210H68ZM129 211H127V213H128ZM135 212V211H134ZM1 213H0V217L1 216H3V215H1ZM64 213H66V212H64ZM158 213V212H157ZM4 214V213H3ZM9 214V213H8ZM31 214H32V212H31ZM30 214V215H31ZM58 214V215H59ZM63 214V213H62ZM68 214V213H67ZM178 214V213H177ZM19 215V214H18ZM23 215H24V213H23ZM30 215H28V216H30ZM57 215V214H56ZM76 215V214H75ZM7 216V215H6ZM6 216H4V217H6ZM22 216V215H21ZM25 216V215H24ZM54 216V215H53ZM92 216V215H91ZM127 216V215H126ZM133 216V215H132ZM143 216V215H142ZM237 216V215H236ZM8 217V216H7ZM51 217V216H50ZM59 216H57V218H58ZM61 217V216H60ZM67 217H70V219H72L71 218V216L69 215V216H67ZM129 217V216H128ZM24 217H22V219H23ZM109 218V217H108ZM139 218V217H138ZM1 219V218H0ZM4 219V218H3ZM21 219V218H20ZM25 219H26V221L27 220H29V219H27V217H25ZM51 219H53V217L51 218ZM65 219V218H64ZM68 219V218H67ZM80 219V218H79ZM129 219V218H128ZM127 219V220H128ZM4 220H6V219H4ZM94 220V219H93ZM0 221H2V219L0 220ZM11 221V220H10ZM16 221V220H15ZM22 221V220H21ZM33 220H31V223L33 224V222H32ZM52 221H54V220H52ZM73 221V220H72ZM124 221V220H123ZM125 221H126V219H125ZM129 221V220H128ZM6 222V221H5ZM13 223H14V220L12 221ZM29 222V221H28ZM51 222V221H50ZM56 222V221H55ZM62 222H63V220H62ZM69 222H70V220H69ZM69 222H68V225H69ZM74 222V221H73ZM79 222V221H78ZM156 222V221H155ZM7 223V222H6ZM9 223V222H8ZM13 223H11L12 225H13ZM17 223V222H16ZM15 223V224H16ZM21 223H23V222H21ZM26 223V222H25ZM25 223H23V224H25ZM92 223V222H91ZM151 223V222H150ZM3 224V223H2ZM18 224V223H17ZM28 224V227H29V223H27ZM35 224V223H34ZM64 224V223H63ZM71 224V223H70ZM74 224V223H73ZM78 224H80V223H78ZM1 225V224H0ZM75 225H76V223H75ZM82 225V224H81ZM128 225V224H127ZM207 225V224H206ZM2 226V225H1ZM0 226V227H1ZM5 226H7V225H5ZM4 226V227H5ZM8 226H9V224H8ZM8 226H7V228H8ZM11 226V225H10ZM50 226V225H49ZM56 226V225H55ZM67 226V225H66ZM77 226V225H76ZM95 226V225H94ZM98 226V225H97ZM238 226V225H237ZM3 227V226H2ZM1 227V228H2ZM16 227V226H15ZM14 226H13V229L15 228ZM21 227H23V225L22 226H20V229H21ZM27 226L25 227V228H28ZM30 227L31 228H34V225H30ZM130 227V226H129ZM37 228V229H38ZM52 228V227H51ZM62 228H64V227H62ZM80 228V227H79ZM81 228H83L82 226H81ZM80 228V229H81ZM117 228V227H116ZM5 229V228H4ZM9 229H11V227H9ZM15 229H18V228H15ZM23 229V228H22ZM28 229H30V228H28ZM28 229H26V230H28ZM66 229H70V228H66ZM135 229V228H134ZM138 229V228H137ZM149 229V228H148ZM151 229V228H150ZM1 230V229H0ZM25 230V229H24ZM26 230L24 231L25 233H27L26 232ZM36 230V229H35ZM39 230V229H38ZM37 230V231H38ZM43 230V229H42ZM63 230V229H62ZM76 230V229H75ZM79 230V229H78ZM77 230V231H78ZM85 230V229H84ZM83 230V231H84ZM4 231V230H3ZM16 231V230H15ZM17 231H19V230H17ZM22 231V230H21ZM31 231H32V229H31ZM39 231H41V230H39ZM38 231V232H39ZM76 231V232H77ZM81 231V230H80ZM87 231V230H86ZM85 231V232H86ZM134 231V230H133ZM255 231V230H254ZM11 232H13L14 233V231H12L11 230ZM10 232V233H11ZM23 232V231H22ZM50 232V231H49ZM79 232V231H78ZM15 233H18V232H15ZM19 233H20V231H19ZM18 233V234H19ZM24 233V234H25ZM40 233V232H39ZM60 233V232H59ZM66 233V232H65ZM64 233V234H65ZM68 233H69V231H68ZM83 233V232H82ZM119 233V232H118ZM29 234H31V233H29ZM33 234H36L35 232L33 233ZM76 234V233H75ZM12 234H10V236H11ZM17 235V234H16ZM16 235H14V237H16ZM73 235H74V233H73ZM76 235H78V234H76ZM76 235H74V236H76ZM84 235L86 236L87 234L86 233H84ZM117 235V234H116ZM18 236V235H17ZM24 236L25 235H23V237L21 236L19 239H22V238H24ZM36 236H37V234H36ZM54 236H57V235H54ZM59 236H60V234H59ZM71 236V235H70ZM84 236V237H85ZM139 236V235H138ZM144 236V235H143ZM234 236V235H233ZM19 237V236H18ZM18 237H16V238H18ZM27 237H29V235L27 236ZM64 237H66V236H64ZM82 237H83V235H82ZM113 237V236H112ZM111 237V238H112ZM133 237V236H132ZM226 237V236H225ZM13 238V237H12ZM26 238V237H25ZM52 238V237H51ZM90 238V237H89ZM38 239V238H37ZM41 239V238H40ZM56 239V238H55ZM63 239V238H62ZM66 239H68V238H66ZM123 239V238H122ZM128 239H129V237H128ZM128 239H127V241H128ZM149 239V238H148ZM14 240V239H13ZM17 240V239H16ZM15 240V241H16ZM22 240H24V243H27V242H25V239H22ZM28 240V239H27ZM30 240H32V239H30ZM34 240H36V239H34ZM74 240V239H73ZM131 240H133V239H131ZM131 240H129V241H131ZM134 240H136V239H134ZM15 241H13V244H11L12 246H10L11 247V251H9V249L7 250V251H9L10 252V255H9V253H8V256H7V251H6V256H4V257H1V256H3L2 254V252H4L1 248V253H0V258L1 259H5V258H8L10 261L9 262H13V263H15V261H18L16 258H17V253L18 252H21V251H18V247H17V245L19 244H17V241L15 242ZM20 241V240H19ZM29 241V240H28ZM43 241H44V239H43ZM63 241V240H62ZM1 242V241H0ZM148 242V241H147ZM10 243V242H9ZM12 243V242H11ZM21 243H23V241L21 242ZM63 243V242H62ZM78 243V242H77ZM124 243V242H123ZM130 243V242H129ZM128 243V244H129ZM135 243H137L136 241L135 242H132L131 244H129V245H127V248L123 251V254L122 253H120V254H118V255H122L121 257L123 258V261L122 262H125V261H129L130 262V264H135V262H136V264H138V261L136 260L138 257L136 256V254H138V251H137V249L136 248H138V247H136V245H135ZM140 243V242H139ZM139 243H137V244H139ZM29 244V243H28ZM39 244V243H38ZM42 244V243H41ZM45 244V243H44ZM102 244V243H101ZM1 245H2V243H1ZM3 245H5V243L3 244ZM23 245V244H22ZM30 246H32L31 244H29ZM95 245V244H94ZM5 246H8V244L7 245H5ZM4 246V247H5ZM19 246V245H18ZM26 246V245H25ZM35 246V245H34ZM92 246V245H91ZM101 246V245H100ZM1 247V246H0ZM4 247L2 246V248L4 249ZM9 247V246H8ZM19 247H21V246H19ZM52 247V246H51ZM57 247V246H56ZM22 248V247H21ZM30 248V247H29ZM34 248V247H33ZM87 248L89 249V246H87ZM231 248V247H230ZM7 249V248H6ZM24 249H26V247L24 248ZM31 249V248H30ZM42 249V248H41ZM98 249V248H97ZM115 249V248H114ZM140 248H138V250H139ZM33 250V249H32ZM225 250V249H224ZM230 250V249H229ZM100 251H102V250H100ZM140 251V250H139ZM17 252V253H16ZM35 252V251H34ZM86 252H88V251H86ZM99 252V251H98ZM102 252H104V251H102ZM217 252V251H216ZM23 253H25L26 254V252H24L23 251ZM45 253V252H44ZM85 253V252H84ZM140 253V252H139ZM215 253V252H214ZM229 253H231V252H229ZM21 254V253H20ZM30 254V253H29ZM42 254V253H41ZM90 254V253H89ZM26 255H28V253L26 254ZM47 255V254H46ZM73 255V254H72ZM71 255V256H72ZM78 255V254H77ZM76 255V256H77ZM102 255V254H101ZM103 255H104V253H103ZM138 255H140V254H138ZM219 255V254H218ZM69 256V255H68ZM73 256H75V255H73ZM72 256V257H73ZM87 256V255H86ZM90 256V255H89ZM214 256H215V254H214ZM19 258H20V255L18 256ZM28 257V256H27ZM45 258H46V256H44ZM117 257V256H116ZM18 258V259H19ZM23 258V257H22ZM25 258V257H24ZM49 258V257H48ZM69 258V257H68ZM71 258V257H70ZM76 258V257H75ZM100 258H102L103 259V257H100ZM122 258H121V260H122ZM141 258H142V256H141ZM26 259V258H25ZM25 259H23V260H25ZM50 259V258H49ZM78 259V258H77ZM118 259V258H117ZM62 260V259H61ZM70 260H72V259H70ZM69 260V261H70ZM74 260H76V259H74ZM90 260H92V259H90ZM89 260V261H90ZM119 260V259H118ZM118 260H117V264H118ZM142 260V259H141ZM32 261V260H31ZM93 261V260H92ZM91 261V262H92ZM106 261V260H105ZM120 261V260H119ZM71 262V261H70ZM74 262V261H73ZM80 262V261H79ZM78 262V263H79ZM99 262V261H98ZM24 263V262H23ZM22 262H21V264H23ZM28 262H25L24 264H27ZM51 263V262H50ZM53 263V262H52ZM68 263V262H67ZM87 263V262H86ZM113 263V262H112ZM29 264V263H28ZM34 264V263H33ZM42 264V263H41ZM80 264V263H79ZM94 264V263H93ZM119 264H122L121 262L119 263ZM206 264V263H205Z\"/></svg>",
	"mask_w": 264,
	"mask_h": 264
}]
</instances>
